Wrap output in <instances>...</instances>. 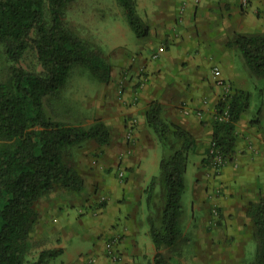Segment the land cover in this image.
I'll return each instance as SVG.
<instances>
[{
  "label": "crops",
  "instance_id": "crops-1",
  "mask_svg": "<svg viewBox=\"0 0 264 264\" xmlns=\"http://www.w3.org/2000/svg\"><path fill=\"white\" fill-rule=\"evenodd\" d=\"M146 9L148 16L142 15ZM137 12L150 34L136 39L133 66L124 64L121 97L116 92L108 96L111 117L106 124L111 137L106 154L84 170L83 191H59L41 199L31 237L42 242L41 251H60L46 264H155L145 190L159 174L163 150L146 121L153 102L161 105L165 121L180 125L194 137L196 178L201 175L209 188L215 184L223 188L215 202L226 219L242 214L241 195L245 190L251 193L246 176L258 169V160H252L250 152L243 154L241 145L234 162L227 163L216 180L205 181L202 163L208 158L213 122L224 93L214 80L213 68H219L220 79L245 90L247 66L233 42L238 34L264 33V0H249L246 7L242 0H137ZM129 131L132 141L126 138ZM236 159L242 163L237 170ZM120 163L126 177L121 184L115 175ZM101 196L106 198L102 207ZM205 197L204 191L197 194L191 213L202 214ZM183 208L185 218L189 217ZM88 239H93L89 251L74 244Z\"/></svg>",
  "mask_w": 264,
  "mask_h": 264
},
{
  "label": "trees",
  "instance_id": "trees-1",
  "mask_svg": "<svg viewBox=\"0 0 264 264\" xmlns=\"http://www.w3.org/2000/svg\"><path fill=\"white\" fill-rule=\"evenodd\" d=\"M74 1L0 0V46L8 62L5 79H0V264H46L58 255L59 250H42L36 259L30 258L37 203L57 191H83L85 177L67 158L68 150L89 141L100 146L110 141V129L103 121L71 124L53 105L76 67L87 69L101 82L111 81L110 61L64 22ZM117 1L135 36L148 37L150 27L138 15L136 0ZM233 43L250 73L264 78V33L238 34ZM31 50L41 72L18 65ZM233 89L230 121L213 122V139L229 162L236 152V125L249 110L251 98L248 91ZM224 105L219 100L218 112ZM146 121L163 150L159 174L145 190L149 233L156 248L154 263L171 264L163 249L176 248L182 238V199L195 139L180 125L165 121L158 102L150 105ZM247 214L259 237L254 264H264V199L251 203Z\"/></svg>",
  "mask_w": 264,
  "mask_h": 264
},
{
  "label": "rangeland",
  "instance_id": "rangeland-1",
  "mask_svg": "<svg viewBox=\"0 0 264 264\" xmlns=\"http://www.w3.org/2000/svg\"><path fill=\"white\" fill-rule=\"evenodd\" d=\"M142 13L148 16L147 9ZM64 22L76 35L86 40L91 48H98L102 51L105 59L112 65V76L111 81L105 83L93 77L87 69L76 67L72 71L67 86L61 92L60 98L54 100L53 105L60 117L71 124L89 126L94 119H99L106 124V118L111 117L109 111L111 103L108 96L110 92H116L118 97H121L124 92L120 79L123 78L124 64L129 62L133 66L134 57L137 56V51L134 50L137 37L128 26L124 11L117 0H76L67 7ZM155 59L157 58L152 60ZM18 65L29 71H42L35 51L32 50ZM7 67L8 62L0 46V79H5ZM247 71L248 81L245 84V91L251 94L250 108L236 125V148L241 145L240 150L243 154L250 152L252 160H258L256 163L258 169L246 176L248 179L246 188L251 189V193L245 190L241 195V203L244 207L242 214L234 213L226 219L215 202L222 194L223 188L217 184L209 188L207 184L204 185L203 179H200L201 175L196 178L193 170L196 154L190 153L189 170L186 176L188 187L182 199L189 217L183 219L182 238L179 245L173 249H163V253L167 259H170L171 264H254L256 260L259 237L247 210L251 203H258L264 199V78L255 77L248 68ZM225 83L232 90L231 98L234 94V86L230 82ZM138 85L140 87L139 83ZM234 88L240 89L237 86ZM134 124V122L130 123L131 129ZM132 133L129 131L126 134L129 141L133 140ZM105 146L89 141L69 149L67 158L83 173L84 170L96 165L94 164L96 158L106 154ZM240 164L242 163L236 159V170ZM202 165L206 167L205 174H203L205 181L216 180L219 177L221 171H216L213 162L208 160ZM115 175L119 184L126 180L122 163ZM201 191H204L206 195L203 200L202 214H197L193 210L191 213L197 200V194ZM40 202L41 200L37 203L38 215ZM104 202L106 198L101 196L99 203ZM214 208L218 209V216L214 215ZM52 213L53 211H50L48 215ZM91 241L93 239H88L86 242L76 240L74 244L86 252L91 250ZM32 243L30 258L36 259L43 244L39 239L34 240V238Z\"/></svg>",
  "mask_w": 264,
  "mask_h": 264
},
{
  "label": "built area",
  "instance_id": "built-area-1",
  "mask_svg": "<svg viewBox=\"0 0 264 264\" xmlns=\"http://www.w3.org/2000/svg\"><path fill=\"white\" fill-rule=\"evenodd\" d=\"M249 0H242V5L244 7L248 6ZM213 74H214V80L217 85L222 87L224 89V93L221 97L220 100L225 104L224 108L221 112H218L216 110L215 114V121L217 122H222V123H227L231 119V114H230V105H229V99H230V93H231V88L226 84L222 79L219 78V68L214 67L213 68ZM183 109L185 113H189V109L187 104L183 105ZM208 160L213 162L216 167V171L220 172L221 169L229 162H227V157L224 156L223 152L219 149L217 146V143L212 140L210 144V149H209V154H208ZM104 199V198H102ZM213 213L215 216H218V209H213Z\"/></svg>",
  "mask_w": 264,
  "mask_h": 264
}]
</instances>
